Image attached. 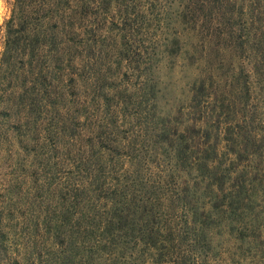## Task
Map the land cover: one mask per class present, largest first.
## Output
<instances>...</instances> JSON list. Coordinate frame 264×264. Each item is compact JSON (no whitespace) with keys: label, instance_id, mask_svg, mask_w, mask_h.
<instances>
[{"label":"trees","instance_id":"16d2710c","mask_svg":"<svg viewBox=\"0 0 264 264\" xmlns=\"http://www.w3.org/2000/svg\"><path fill=\"white\" fill-rule=\"evenodd\" d=\"M91 8L101 12L98 24L104 31H96L88 13ZM165 8L164 0H15L3 26L0 52V198L10 195L15 203L20 202L22 198L15 192L32 185L33 194L37 192L39 199L50 202L44 206L43 228L55 243L44 247V260L55 264H96L100 259L105 264H139L134 255L140 245L147 249L151 263L159 262L155 252L165 242L160 231L164 221L159 198L148 193L154 185L146 178H136L135 167H123L126 155L107 149L105 110L102 115L97 111L102 105L105 109L108 71L112 65H120L121 57L140 55L139 68V62L149 64L153 55L163 53L149 47L159 44L160 49L163 40H168L162 39L168 24L162 17ZM157 10L160 26L155 25L150 36L144 35ZM159 28L161 41L156 35ZM246 28L237 37L244 38L242 48H247L252 73L262 87L264 0H250ZM170 43L171 50L177 52L175 35ZM148 50L152 53L144 55ZM139 86L143 94L145 88L155 93L151 80ZM193 88L192 123L185 133L178 129L171 132L170 125L163 123L157 137L171 142L179 167L196 169L204 178L207 174L214 185L209 194L210 210L204 208L205 203L202 210L189 208L194 225L213 223L216 212L232 211L233 219L239 220L247 209L254 210L248 203L251 197L244 195L247 177L253 173L249 182L260 190L262 202L257 208L261 211L252 214L256 224L249 229L239 227V239L248 236L251 257L257 261L260 257V264L264 263V169L254 165L264 154L261 93L247 86L245 96L227 100L218 97L213 85L202 83ZM116 92L124 94L121 89ZM124 96L127 94L116 102L115 114ZM246 104H251L250 110ZM222 141L228 154L235 155L231 160L234 166L248 164L245 172L233 177V169L224 166ZM29 178L32 182L26 185ZM3 189L8 194H2ZM4 223L0 218V262L13 256ZM128 246L133 248L129 258ZM200 259L182 264H199Z\"/></svg>","mask_w":264,"mask_h":264},{"label":"rangeland","instance_id":"374dc122","mask_svg":"<svg viewBox=\"0 0 264 264\" xmlns=\"http://www.w3.org/2000/svg\"><path fill=\"white\" fill-rule=\"evenodd\" d=\"M249 2L250 0H164L166 8L162 17H165L168 24L166 31H163L168 32H162V39L165 37L168 40H163L160 49L159 44L149 47L150 50L153 48L163 53L158 57L153 55L149 64L139 62V68L137 63L143 58L129 54L121 57L119 66L112 65L108 71L105 109L102 105L97 112L101 114L105 110V141L110 147L107 149L126 155L123 167L130 170L135 167L133 175L136 178H146L150 185H154L148 193L159 198V204L164 210L159 209L163 225L155 222L162 227L160 231L165 239L160 250L155 252L158 264H182L188 259L197 260V257H201L199 264H260V257L258 261L255 256L251 257L248 236L246 235V240L239 239V227L249 229L253 222L256 224L255 214H252L254 211H261L257 208L262 202L260 190H256V184L249 182L253 173L247 177L244 195L251 197V203H248L255 206L254 210L247 209L238 217L239 220L233 219L235 215L232 211L216 212L213 223L194 225L192 211L195 206L202 210L204 203V208L210 210L209 194L214 185H210L207 174L204 178L196 169L179 167L171 142L157 137V133L165 125L163 123L170 125L171 132L178 129L185 133L186 127L192 123L189 114L194 85H213L218 97L227 100L245 96L248 86L259 90L264 106V84L261 87L257 83L251 70L247 48H242L244 38L241 40L237 37L247 30ZM14 3L15 0H0V52L3 47V26L11 15ZM90 10L88 13L92 16L96 31H104L98 24V20L102 19L101 12L96 13L92 8ZM157 15L158 10L152 14L155 21L144 35L150 36L155 25L160 26V16ZM160 32L159 28L156 35L161 41ZM172 35L179 40L177 52L171 50ZM151 53L148 50L144 55ZM145 80L153 82L154 94L146 88L145 94L138 89L139 84ZM116 89H121L124 94H119ZM125 94L127 96L123 98L124 103L115 114L116 102ZM96 98L102 104L100 96ZM89 103L93 107V100ZM250 105L246 104L245 107L250 110ZM81 139L84 140L85 137ZM220 149L224 166L228 165L233 169V177L247 170L248 164H232L235 155L228 154L225 141H222ZM194 155L196 154L189 156ZM254 165L264 169V154L257 157ZM138 169L140 173L137 172ZM30 182L31 178L27 183L25 181L26 185ZM31 188L32 185H29L15 192L22 198L20 202L15 203L10 195L0 198V218L7 226L10 253L13 255L0 264H55L44 260V247L47 244L51 247L55 243L51 234L43 228L46 213L44 206L50 205V202L39 199L37 192L33 194ZM261 191L264 197V191ZM1 193L8 194L4 189ZM190 207L192 211H189ZM243 222L247 226L242 225ZM44 231L46 233L42 235ZM131 244L132 242L129 245ZM130 246L125 250L128 258L133 250ZM139 246L138 253L134 255L139 264H153L146 257L147 249ZM96 264H105V261L100 259Z\"/></svg>","mask_w":264,"mask_h":264}]
</instances>
